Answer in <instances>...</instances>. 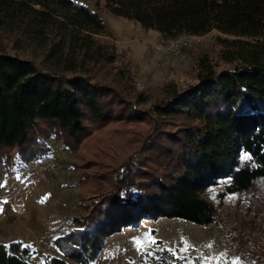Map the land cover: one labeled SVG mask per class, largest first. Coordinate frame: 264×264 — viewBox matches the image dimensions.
<instances>
[{"label":"trees","instance_id":"obj_1","mask_svg":"<svg viewBox=\"0 0 264 264\" xmlns=\"http://www.w3.org/2000/svg\"><path fill=\"white\" fill-rule=\"evenodd\" d=\"M104 3L114 16L167 40L212 30L224 37L218 61H197L194 83L184 89L167 83L148 102L120 86L118 74L115 85L97 79L95 70L116 59L96 39L105 34L97 12L73 0H0V179L12 167L49 156V141L73 148L87 134V121L147 126L138 149L101 175L105 185L97 181L71 227L54 241L80 264L93 263L106 238L144 219L221 228L204 198L217 185L219 200L246 195L261 206V196L264 208L258 187L264 184V0ZM246 252L240 250L247 264H264V245ZM28 257L20 241L0 244V264H29ZM155 261L185 264L169 249ZM44 264L68 263L47 256Z\"/></svg>","mask_w":264,"mask_h":264},{"label":"rangeland","instance_id":"obj_2","mask_svg":"<svg viewBox=\"0 0 264 264\" xmlns=\"http://www.w3.org/2000/svg\"><path fill=\"white\" fill-rule=\"evenodd\" d=\"M73 1L98 13L104 22L105 34L96 39L116 57L111 65L95 70L97 79L112 84L118 74L123 77L120 86L136 95L142 94L148 102L156 100L167 83H175L179 89L194 83L199 59L219 60L218 39L224 36L216 30L203 36H180L185 45L177 54H168L166 45L174 40L145 30L132 20L114 16L105 7L104 0ZM9 47L7 44L8 50ZM18 53L28 57L26 52ZM85 125L87 134L73 148L49 141V156L59 164L55 172L36 179L30 164L12 167L4 176L2 190L28 191L30 198L41 202L45 208L47 235L39 245L41 251L32 252L28 247L29 264H44L47 256L60 257L68 264H80L65 258L53 240L71 227V217L78 215L80 204L93 196L91 192L97 181L105 185L101 175L138 149L139 136L147 129L145 124L135 122L98 127L87 121ZM260 185L264 189V184L258 183V187ZM221 189V185H217L204 194L215 208L221 228L212 224L201 227L181 219H144L138 227L122 229L106 238L91 264H157L155 257L162 249L173 251L185 264H247L240 250L244 248L249 255L251 249L256 251L264 245L262 198L258 197L261 206H254L246 195H230L219 200ZM57 244L62 247L61 241Z\"/></svg>","mask_w":264,"mask_h":264},{"label":"crops","instance_id":"obj_3","mask_svg":"<svg viewBox=\"0 0 264 264\" xmlns=\"http://www.w3.org/2000/svg\"><path fill=\"white\" fill-rule=\"evenodd\" d=\"M4 176L0 179V244L17 240L27 248L31 247L32 252L41 251L39 245L47 235L45 208L40 201L31 199L28 191L2 190ZM31 201L35 202L31 204Z\"/></svg>","mask_w":264,"mask_h":264},{"label":"built area","instance_id":"obj_4","mask_svg":"<svg viewBox=\"0 0 264 264\" xmlns=\"http://www.w3.org/2000/svg\"><path fill=\"white\" fill-rule=\"evenodd\" d=\"M185 45L183 38L168 42L165 51L168 54H177ZM59 167L56 159L46 156L32 164V175L36 179H43L47 174L55 172Z\"/></svg>","mask_w":264,"mask_h":264},{"label":"snow or ice","instance_id":"obj_5","mask_svg":"<svg viewBox=\"0 0 264 264\" xmlns=\"http://www.w3.org/2000/svg\"><path fill=\"white\" fill-rule=\"evenodd\" d=\"M244 159H249V158L247 156H245Z\"/></svg>","mask_w":264,"mask_h":264}]
</instances>
